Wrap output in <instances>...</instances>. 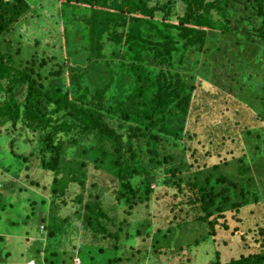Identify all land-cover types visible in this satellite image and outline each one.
I'll return each instance as SVG.
<instances>
[{
  "label": "trees",
  "instance_id": "1",
  "mask_svg": "<svg viewBox=\"0 0 264 264\" xmlns=\"http://www.w3.org/2000/svg\"><path fill=\"white\" fill-rule=\"evenodd\" d=\"M35 12L57 27L55 37L36 34L35 48L22 54L19 47L17 57L11 46L4 51L2 41ZM201 84L262 122L243 130L242 155H222L224 137L208 141L204 155L189 154ZM32 158L53 174L51 201L33 194L43 213L50 211L51 219L41 218L49 238L60 229L58 201L67 204L74 185L83 201L93 166L117 180L118 204L130 211L162 187L176 201L185 219L155 231L147 225L150 247L163 257L184 248L194 255L226 233L236 238L246 229L231 223L246 222L254 229L239 239L242 250L217 246L207 263L197 255L193 261L264 264V0H0V166L21 172ZM110 212L89 201L87 213H77L95 238L115 242L93 247L95 254L74 247L80 264L121 260ZM127 243L134 248L137 241ZM61 252L58 264H74V253ZM45 264L56 263L45 257Z\"/></svg>",
  "mask_w": 264,
  "mask_h": 264
},
{
  "label": "rangeland",
  "instance_id": "2",
  "mask_svg": "<svg viewBox=\"0 0 264 264\" xmlns=\"http://www.w3.org/2000/svg\"><path fill=\"white\" fill-rule=\"evenodd\" d=\"M43 20L46 23V27L42 25ZM57 30V27H50L49 21L35 12L22 22L18 30L2 41V46L3 48L11 46L14 56H16L19 47L22 49V54H27V52L35 48V44L31 48L30 41L36 38V34L41 35L40 39L44 41L45 38L55 37ZM18 40H22V43ZM4 51H6L5 48ZM27 58L28 56L26 55L24 59ZM219 93L220 91L217 89L208 88L204 84L199 85L197 88L190 122L191 129L194 131V138L189 151L190 155L196 150L204 155L210 148V143L207 145L208 141L212 142L224 137V147L219 150L222 155L228 154L232 149H235L232 152H236L235 154L240 156L244 153L242 146L244 139L241 136L243 130L255 127L263 128L262 122L256 119V114L253 110L251 111L243 105L235 104V100L233 101L230 97H224V95ZM18 142L22 141L19 140ZM6 146L10 147L9 141L6 142ZM21 147L27 150L26 145ZM29 147L32 148L28 143ZM216 154L217 152L215 151L213 155L220 157ZM232 156L234 155L230 157ZM31 161L32 163L24 166L21 172L9 171L10 173H7L3 169L4 167L0 166V264H28L30 261H34L36 264H45V257L58 264L59 257L64 255L61 251L74 253L76 256L73 259V263L80 264L81 259L77 257L74 247H76V250L87 251V253L90 250L92 254L96 253V248L93 247H114L115 242L111 239H102L100 236L95 238L92 228L84 225L83 219L78 217L77 213L80 212V209L83 214L87 213V203L89 201L102 203L105 210H109V212L113 210L112 213L110 212V217L114 221H111L110 225L114 230L119 228L121 235L120 240L117 242L121 252L115 255L121 260L113 262V264H182L185 261L189 264V259L192 264H196L193 261L196 255L198 260L202 259V263H207L217 246L220 248L224 245L229 251H236V253L238 247L242 250L243 240L239 239L245 237L243 236L244 233L247 235L250 229L252 231L254 229V226L245 225L246 222H243L244 226L239 223H231L230 228L233 230L235 226L239 230H241V227L246 230L238 233L236 238L226 233L225 239L220 240L218 244H216L215 240L210 239L196 248L194 255L184 248L181 255L163 257V255H160L155 249L150 247L152 238L147 236L149 231L147 225L148 223L156 225L154 227L155 231L158 228H165L169 221L185 219L182 211L173 207V203L176 201L168 194L166 195V189L162 187L152 196L151 201L146 200L130 211L127 206L122 207L118 204L120 186H118L117 180L102 169L97 170L90 166V176L83 201H78L81 189L75 185L70 187V191L67 193L70 196L67 199V204L63 203L64 199L62 198L58 201L60 210L59 212L57 211L55 218L59 219L60 229L53 228L52 230L56 232V236L49 238L46 235L48 234L47 228L41 224V218L42 216H49L50 211L43 213L42 200L39 199V204L36 205L33 194L39 195L41 198L45 197L51 201L50 187L53 174L43 171L38 159L32 158ZM215 161H217L216 158L211 159L210 165ZM27 166H30V168H27ZM261 190L263 189L261 188ZM262 194L264 195V193ZM128 211L131 212L129 215L127 214ZM249 217L251 216L247 218ZM49 219H51V214ZM114 222L117 223L116 227L113 226ZM190 234L188 232L187 238L197 236L194 235L192 237ZM200 234L205 236L203 233ZM69 236L74 238L73 242L70 241ZM129 237H134L137 241L134 248L127 243ZM52 250H59L60 252H58V255H53ZM106 254L109 253L107 252ZM227 256H229L228 253Z\"/></svg>",
  "mask_w": 264,
  "mask_h": 264
},
{
  "label": "built area",
  "instance_id": "3",
  "mask_svg": "<svg viewBox=\"0 0 264 264\" xmlns=\"http://www.w3.org/2000/svg\"><path fill=\"white\" fill-rule=\"evenodd\" d=\"M28 264H36L34 261H30Z\"/></svg>",
  "mask_w": 264,
  "mask_h": 264
}]
</instances>
